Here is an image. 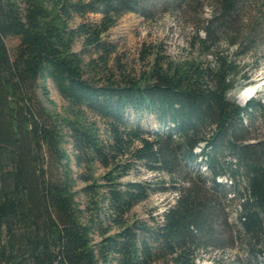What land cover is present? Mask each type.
<instances>
[{"label":"trees","instance_id":"obj_1","mask_svg":"<svg viewBox=\"0 0 264 264\" xmlns=\"http://www.w3.org/2000/svg\"><path fill=\"white\" fill-rule=\"evenodd\" d=\"M242 1L218 0L197 57L157 53L138 77L106 37L155 0H0V264H264V96H228L251 83ZM141 169L159 176L126 179Z\"/></svg>","mask_w":264,"mask_h":264},{"label":"rangeland","instance_id":"obj_2","mask_svg":"<svg viewBox=\"0 0 264 264\" xmlns=\"http://www.w3.org/2000/svg\"><path fill=\"white\" fill-rule=\"evenodd\" d=\"M155 1V7L148 10L146 15L128 13L121 17L106 37L117 46L122 64L138 77L149 70L157 53L175 64H182L197 57L198 53L192 47L193 37L196 31L203 27V21L210 19L218 9V0ZM91 19L97 20L99 17L92 16ZM236 20L241 38L250 35L254 40L251 53L241 59L242 74L251 77V83L228 94L232 100L239 103L238 94L248 86L255 87L254 96H264V0H243L239 4ZM203 36L200 32V37ZM145 50H151L154 55L148 57ZM48 88L49 99L40 92L44 106L51 113H63L65 101L51 82H48ZM143 124L147 129L153 128L149 121ZM99 126L100 134H103V125L99 123ZM101 172L102 169L98 167L97 174ZM158 176L141 169L138 174L132 173L126 179L155 182ZM79 186L83 184L80 183ZM174 199L175 194L171 192L152 194L148 200L134 207L132 215L145 219L150 211H153L154 215L159 214L166 209L168 203H173ZM237 253L233 249L212 251L202 254L200 263L209 264L213 258L218 257L233 262Z\"/></svg>","mask_w":264,"mask_h":264},{"label":"bare ground","instance_id":"obj_3","mask_svg":"<svg viewBox=\"0 0 264 264\" xmlns=\"http://www.w3.org/2000/svg\"><path fill=\"white\" fill-rule=\"evenodd\" d=\"M254 92H255V87L253 86H248L243 90H241L240 93L238 94L239 104L245 103V101H247L252 95L255 94Z\"/></svg>","mask_w":264,"mask_h":264},{"label":"water","instance_id":"obj_4","mask_svg":"<svg viewBox=\"0 0 264 264\" xmlns=\"http://www.w3.org/2000/svg\"><path fill=\"white\" fill-rule=\"evenodd\" d=\"M242 105V104H241Z\"/></svg>","mask_w":264,"mask_h":264}]
</instances>
